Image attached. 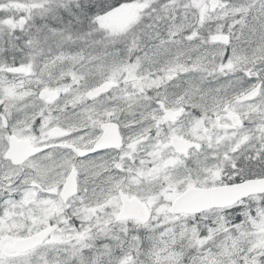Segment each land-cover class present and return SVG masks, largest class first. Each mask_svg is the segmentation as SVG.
<instances>
[{
  "label": "snow or ice",
  "instance_id": "6c2138e0",
  "mask_svg": "<svg viewBox=\"0 0 264 264\" xmlns=\"http://www.w3.org/2000/svg\"><path fill=\"white\" fill-rule=\"evenodd\" d=\"M0 264H264V0H0Z\"/></svg>",
  "mask_w": 264,
  "mask_h": 264
}]
</instances>
